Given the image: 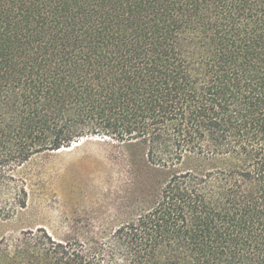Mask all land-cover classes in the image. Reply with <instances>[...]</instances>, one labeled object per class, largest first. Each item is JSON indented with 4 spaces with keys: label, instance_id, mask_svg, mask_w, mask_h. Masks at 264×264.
Here are the masks:
<instances>
[{
    "label": "trees",
    "instance_id": "obj_1",
    "mask_svg": "<svg viewBox=\"0 0 264 264\" xmlns=\"http://www.w3.org/2000/svg\"><path fill=\"white\" fill-rule=\"evenodd\" d=\"M92 140L114 213L0 264H264V0H0V180Z\"/></svg>",
    "mask_w": 264,
    "mask_h": 264
},
{
    "label": "rangeland",
    "instance_id": "obj_2",
    "mask_svg": "<svg viewBox=\"0 0 264 264\" xmlns=\"http://www.w3.org/2000/svg\"><path fill=\"white\" fill-rule=\"evenodd\" d=\"M67 148L36 154L13 170L11 180H0V221H8L0 232L43 227L61 235L71 222L114 213L124 169L121 158L113 159L117 150L93 140ZM20 201L23 209L15 206Z\"/></svg>",
    "mask_w": 264,
    "mask_h": 264
},
{
    "label": "bare ground",
    "instance_id": "obj_3",
    "mask_svg": "<svg viewBox=\"0 0 264 264\" xmlns=\"http://www.w3.org/2000/svg\"><path fill=\"white\" fill-rule=\"evenodd\" d=\"M73 145H76V143H74ZM64 149V148H63ZM65 149H70V148H65ZM60 150H62V149H60Z\"/></svg>",
    "mask_w": 264,
    "mask_h": 264
}]
</instances>
